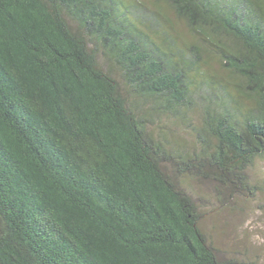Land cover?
<instances>
[{
	"label": "trees",
	"instance_id": "16d2710c",
	"mask_svg": "<svg viewBox=\"0 0 264 264\" xmlns=\"http://www.w3.org/2000/svg\"><path fill=\"white\" fill-rule=\"evenodd\" d=\"M259 160L264 0H0V264H247Z\"/></svg>",
	"mask_w": 264,
	"mask_h": 264
},
{
	"label": "rangeland",
	"instance_id": "374dc122",
	"mask_svg": "<svg viewBox=\"0 0 264 264\" xmlns=\"http://www.w3.org/2000/svg\"><path fill=\"white\" fill-rule=\"evenodd\" d=\"M174 128V126H173ZM178 130V129H177ZM178 130L186 139L188 130ZM255 178L264 177V161H258L253 172ZM200 186V187H199ZM198 193L210 195V188L199 185ZM234 200V201H233ZM212 205L218 204L211 199ZM216 201V202H215ZM255 202L253 198L236 196L232 202L219 205L210 211L207 207L203 213V223L210 232L223 256L240 262L244 259L247 264H264V192H259ZM205 208V207H204ZM237 264V263H234Z\"/></svg>",
	"mask_w": 264,
	"mask_h": 264
}]
</instances>
